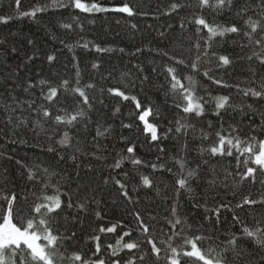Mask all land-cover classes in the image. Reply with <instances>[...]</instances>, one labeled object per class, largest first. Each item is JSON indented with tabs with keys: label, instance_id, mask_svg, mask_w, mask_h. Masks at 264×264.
<instances>
[{
	"label": "trees",
	"instance_id": "1",
	"mask_svg": "<svg viewBox=\"0 0 264 264\" xmlns=\"http://www.w3.org/2000/svg\"><path fill=\"white\" fill-rule=\"evenodd\" d=\"M216 2L81 0L128 15L0 0V217L15 197L12 223L55 237L38 241L53 264H203L182 255L197 237L214 264H264V172L252 163L264 140V0ZM189 93L200 114L184 111ZM221 137L254 154L213 155ZM57 197L56 211H35ZM5 258L37 264L26 249Z\"/></svg>",
	"mask_w": 264,
	"mask_h": 264
},
{
	"label": "snow or ice",
	"instance_id": "2",
	"mask_svg": "<svg viewBox=\"0 0 264 264\" xmlns=\"http://www.w3.org/2000/svg\"><path fill=\"white\" fill-rule=\"evenodd\" d=\"M19 2L20 0H17V6H19ZM231 3V0H217V2L215 3L214 7L216 8H222L224 6L225 3ZM200 4L204 7H212L213 5L210 4V0H200ZM75 7L80 9L81 11H99V12H106V11H117V12H123L126 13L128 15H133L134 13L132 12V10L127 7H121V8H116V9H107V8H101L98 7L97 4L93 3L90 7L86 6L85 4L81 3V0H75ZM178 7V5H173V10H176V8ZM36 11H40L39 9H37ZM36 14V12H32V13H26V15H32L34 16ZM6 22V21H3ZM199 25H201L204 28H208V25L206 24V22L201 19L196 21ZM252 30L255 31V27H252ZM209 31L212 33V36H223L225 35V33H237L239 30L236 27H231V28H227L224 29L223 31H217L214 28H210ZM97 51H100V49H97ZM54 59V58H52ZM221 62L224 65H228L229 64V60L226 57H221ZM178 63H180L179 61H177ZM264 62V61H262ZM170 72L173 70H169ZM173 79H175V77H173ZM180 81L176 80V84L173 85V87L175 88L176 85H179ZM181 87H183L182 85H180ZM91 87V85L89 86ZM113 95H117V96H121L122 93L119 91H115L112 93ZM247 94V93H246ZM80 96H84L83 92L79 93ZM50 98H54L56 96V91L53 90L50 94H49ZM188 101V106L184 108L185 112L188 113H192V112H196L197 114H200V105L198 103H193V99L191 94L189 93L186 97H185ZM124 99H128V97H124ZM85 103H87V99L85 98L84 100ZM227 103V99L226 98H221L220 101L218 102V107L220 109H223L225 104ZM50 114L48 112H44V116L47 117ZM148 113L146 112L143 116L140 117L141 120H143L145 118V116H147ZM76 119L75 116H73L71 118V120H68L67 123L71 124L74 120ZM65 121L57 119V123H64ZM149 131L152 133V139L155 140L157 139L156 134H155V129L151 128V126H149ZM232 145V141L231 140H227L225 141L223 137H221L220 140V144L218 145V147L212 148L211 149V153L213 155H227V156H232L233 153L231 150H226L227 146ZM234 147H237V150L239 151V154L241 156L245 155V153L249 154L250 156L254 154L255 148L254 146L251 147H245L242 150L239 149V145H232ZM129 152H132L133 149L129 148L128 149ZM239 158V157H237ZM135 163L139 164L140 161L137 160L135 161ZM248 161L245 160L244 164L247 165ZM252 163H254L255 165H257V167L264 172V142H261L259 145V153L254 155V159L252 160ZM118 166V165H117ZM256 169H252L249 168L247 170V175L242 177L243 179H247L248 177H252L255 175ZM189 175L191 176L192 173H189ZM185 180H180L179 181V186L181 188L185 187ZM144 184L146 186H149V181L147 179L144 180ZM15 201V197H12L10 202H9V207L7 210V213L5 216L0 217V221H2V223H0V264H7V260L5 258V253H12L13 249L15 250H23L26 249L30 256L31 259L33 261H36L37 264H53V260L51 258V255L46 251L44 246H41L38 241L40 239H44L48 241V247H54L56 244V238L52 237L51 234H47L43 237L37 235L33 229L36 227L33 223L29 222L26 226V229L21 231V229L19 227H16L13 223H12V203ZM255 203L254 201H250V200H245L244 204H252ZM41 208H46L48 210V212H54L57 209L60 208V200L59 198H53L51 200V207L48 204H43L41 205V207H37L35 209L36 212H40ZM139 219V218H138ZM43 223V221L41 222ZM176 223H180L179 220L176 221ZM116 229L115 228H109L107 229L108 232H114ZM102 231H104L102 229ZM145 232H147V228L144 229ZM246 235H248L249 237H253L256 235V233H253L251 231H248L247 229H245ZM125 236L130 235V233H125ZM201 239L200 237H197L196 240H189L187 241L188 245L190 246L191 250L190 251H186L183 252L182 255L185 257H189V258H194L195 260H199L202 261L203 264H213V260L211 259H207L205 258L204 254L200 251V249L197 247V243L196 241ZM234 243V241H233ZM23 246V249H22ZM125 247L129 250H132L134 248H136L135 244L129 243L126 244ZM153 250L154 253L159 256V249L155 248V245H153ZM97 251H99V249H97ZM173 255H177V253L175 252V250H173ZM74 260L79 261L81 260L80 256H75L73 257ZM101 264H103V262L101 261ZM171 264H180L179 260L173 259L171 261ZM216 264H219V261L216 262Z\"/></svg>",
	"mask_w": 264,
	"mask_h": 264
},
{
	"label": "rangeland",
	"instance_id": "3",
	"mask_svg": "<svg viewBox=\"0 0 264 264\" xmlns=\"http://www.w3.org/2000/svg\"><path fill=\"white\" fill-rule=\"evenodd\" d=\"M147 111H144V113L143 114H141V116H143L145 113H146ZM142 122H143V124H144V127H145V129L149 132V133H151L150 131H149V126H151V128H154L152 125H151V123L148 121V115L147 116H145V118L142 120ZM150 125H149V124ZM148 126V127H147ZM152 134V133H151ZM263 142H264V140H263ZM214 264V263H213Z\"/></svg>",
	"mask_w": 264,
	"mask_h": 264
}]
</instances>
